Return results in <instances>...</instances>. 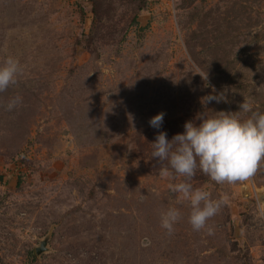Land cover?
<instances>
[{
    "label": "rangeland",
    "instance_id": "374dc122",
    "mask_svg": "<svg viewBox=\"0 0 264 264\" xmlns=\"http://www.w3.org/2000/svg\"><path fill=\"white\" fill-rule=\"evenodd\" d=\"M10 55L23 71L0 93V264H264V168L235 184L197 171L194 188L227 197L208 235L151 155L206 111L264 112V0H0Z\"/></svg>",
    "mask_w": 264,
    "mask_h": 264
},
{
    "label": "clouds",
    "instance_id": "9594fccd",
    "mask_svg": "<svg viewBox=\"0 0 264 264\" xmlns=\"http://www.w3.org/2000/svg\"><path fill=\"white\" fill-rule=\"evenodd\" d=\"M18 58L8 56L0 63V93L18 84L22 73ZM213 91H215L213 89ZM227 102L223 93L209 94L203 98L205 105L211 102ZM22 103L19 95L6 104L7 111H13ZM240 111L247 115L241 119L235 113L208 111L198 115L201 122L184 124V132L167 138L166 132H159L151 143L152 158H158L159 176L162 178L179 177L180 182L169 184V190L181 201L188 202L190 213L188 222L193 231L206 230L208 235L214 231L208 225L220 211L227 197L220 200L212 198L211 193L202 188H194L190 183L197 171L202 172L217 184L246 182L264 168V112L254 110L250 102L244 101ZM161 112L149 120L151 127L159 129L164 120ZM181 211L169 207L160 214V225L171 235L175 225L181 220Z\"/></svg>",
    "mask_w": 264,
    "mask_h": 264
}]
</instances>
